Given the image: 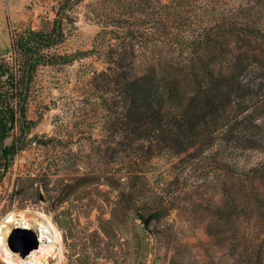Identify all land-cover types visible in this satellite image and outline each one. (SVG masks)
<instances>
[{
    "label": "rangeland",
    "instance_id": "rangeland-1",
    "mask_svg": "<svg viewBox=\"0 0 264 264\" xmlns=\"http://www.w3.org/2000/svg\"><path fill=\"white\" fill-rule=\"evenodd\" d=\"M144 1L151 2L150 15L137 12L135 22L157 35V25L146 24L158 17L160 1L171 0ZM239 2L181 0L183 19L176 24L209 22L214 11L226 14L237 10ZM129 3L0 0V60L10 56L13 36L41 30L57 12L65 19L66 39L47 53L70 56L92 50L111 18L133 16ZM80 56L70 64L39 67L27 104L26 117L33 122L28 143L6 170L0 160V225L12 213L49 216L62 235L61 254L50 257V264H251L264 232L243 213L244 191L238 177L211 173L212 160L199 170L181 172L174 167L178 158L170 154L135 160L121 152L119 136L109 129L114 117L92 82L94 74L106 68L105 60ZM149 56L148 51H139V73ZM19 132L17 127L5 144L10 145ZM225 156L213 155L220 160ZM260 158L255 153L238 154L231 166L236 169L237 163L242 167ZM134 198L130 206L127 200ZM154 206H162L164 215L150 223L139 219L140 214L154 212ZM232 208L239 214L229 218ZM0 263L5 264L1 257Z\"/></svg>",
    "mask_w": 264,
    "mask_h": 264
},
{
    "label": "trees",
    "instance_id": "trees-1",
    "mask_svg": "<svg viewBox=\"0 0 264 264\" xmlns=\"http://www.w3.org/2000/svg\"><path fill=\"white\" fill-rule=\"evenodd\" d=\"M129 2L133 16L111 18L94 48L79 55L47 53L66 39L60 12L41 30L12 37L10 56L0 60L1 164L6 170L28 143L33 122L26 117L27 104L39 67L70 64L80 55L102 56L106 68L96 72L92 82L114 117L109 129L119 136L121 152L135 160L170 154L178 158L174 167L181 172L199 170L212 160L211 173L238 177L243 213L264 232V190L254 188L264 187V0H240L237 10L214 11L209 22L178 26L183 19L181 0L160 1L158 17L145 22L157 25V35L135 22V13L148 14L151 2ZM140 50L150 55L141 73ZM17 127L18 136L6 145ZM222 152L225 157L214 159ZM250 153L261 158L232 168L233 156ZM234 170L238 176L230 174ZM134 201L127 203L132 206ZM229 211V218L239 214L236 208ZM164 212L156 206L154 212L138 217L150 223ZM257 248L250 262L264 264V238Z\"/></svg>",
    "mask_w": 264,
    "mask_h": 264
},
{
    "label": "bare ground",
    "instance_id": "bare-ground-1",
    "mask_svg": "<svg viewBox=\"0 0 264 264\" xmlns=\"http://www.w3.org/2000/svg\"><path fill=\"white\" fill-rule=\"evenodd\" d=\"M15 228L28 229L36 233L39 249L22 258L11 251L8 246L10 236ZM62 235L52 219L36 213L32 217L29 212L12 213L0 225V257L5 264H50V257L61 254Z\"/></svg>",
    "mask_w": 264,
    "mask_h": 264
},
{
    "label": "water",
    "instance_id": "water-1",
    "mask_svg": "<svg viewBox=\"0 0 264 264\" xmlns=\"http://www.w3.org/2000/svg\"><path fill=\"white\" fill-rule=\"evenodd\" d=\"M8 246L11 251L19 253V256L25 258L29 253L39 248V240L32 231L15 228L9 238Z\"/></svg>",
    "mask_w": 264,
    "mask_h": 264
}]
</instances>
